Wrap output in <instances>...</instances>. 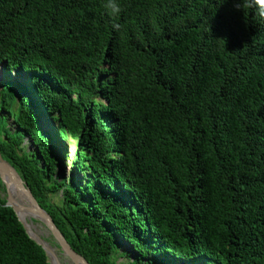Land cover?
Listing matches in <instances>:
<instances>
[{"label":"trees","instance_id":"1","mask_svg":"<svg viewBox=\"0 0 264 264\" xmlns=\"http://www.w3.org/2000/svg\"><path fill=\"white\" fill-rule=\"evenodd\" d=\"M105 3L0 0L2 157L90 264H264V21ZM0 264H50L1 196Z\"/></svg>","mask_w":264,"mask_h":264},{"label":"water","instance_id":"2","mask_svg":"<svg viewBox=\"0 0 264 264\" xmlns=\"http://www.w3.org/2000/svg\"><path fill=\"white\" fill-rule=\"evenodd\" d=\"M5 67V65H4ZM28 141V140H27ZM0 180L6 194V207L12 208L19 221L23 224L29 237L36 242L47 254L48 259L53 258L55 264H62L55 248L47 241L34 235L28 220L41 223L51 236L61 254L66 258V264H90L83 256L78 254L68 243L64 234L57 227L52 216L39 204L28 184L23 181L18 172L2 157L0 153ZM16 191V193H14ZM22 213L27 219L21 216Z\"/></svg>","mask_w":264,"mask_h":264},{"label":"rangeland","instance_id":"3","mask_svg":"<svg viewBox=\"0 0 264 264\" xmlns=\"http://www.w3.org/2000/svg\"><path fill=\"white\" fill-rule=\"evenodd\" d=\"M5 73H6V69L2 66L0 68V88L3 87V84L5 83V81H7L8 79L9 80H13L16 82V85H17V88L18 90H20V88H22V84L24 81H27L28 80V76L26 74H23V73H17V72H13L10 74V76H7L8 79H6L7 77L5 76ZM9 122L11 125H13V120L12 119H9ZM27 144L29 142L26 141ZM30 144V143H29ZM30 148L32 149V147L30 146ZM74 168L70 167V166H65V168L61 167L60 170H59V173L58 175L64 177L65 179H69V178H72L73 177V170ZM2 182V181H1ZM3 184V183H2ZM5 188V187H4ZM0 196L7 201V194H6V190L3 191V189H0ZM58 200V199H57ZM29 224L33 227H32V231L34 233H37V235L44 239L45 241H47L51 246H53L55 248V251H56V254L58 255L60 261L62 264H66L65 260L66 258L61 254V251L59 250V248L57 247L54 239L49 236L47 233V230L46 228L39 222H32L30 220H28ZM37 231V232H36ZM41 231V232H40ZM119 250H120V254L122 255H125V254H131V256L133 257L134 254L132 253V249L130 247V245H126L125 243L123 242H120L119 243ZM120 257L119 259V262L120 263H127L129 262L127 259ZM50 261V264H55V261L53 258H50L49 259ZM172 262V264H176L174 261H170ZM178 264H183V261H180Z\"/></svg>","mask_w":264,"mask_h":264},{"label":"clouds","instance_id":"4","mask_svg":"<svg viewBox=\"0 0 264 264\" xmlns=\"http://www.w3.org/2000/svg\"><path fill=\"white\" fill-rule=\"evenodd\" d=\"M233 6L237 10L254 9L256 16L264 21V0H233ZM105 8L112 15H118L121 11L118 0H106ZM114 27L118 28L119 25H114Z\"/></svg>","mask_w":264,"mask_h":264},{"label":"bare ground","instance_id":"5","mask_svg":"<svg viewBox=\"0 0 264 264\" xmlns=\"http://www.w3.org/2000/svg\"><path fill=\"white\" fill-rule=\"evenodd\" d=\"M14 193H16V191H14ZM16 194H18V193H16ZM21 214V216L22 217H24L25 219H27V217H25L22 213H20ZM31 226V225H30ZM31 227H33V225L31 226ZM37 232V231H36ZM41 232V231H40ZM37 233H34V235H36ZM48 234V233H47Z\"/></svg>","mask_w":264,"mask_h":264}]
</instances>
